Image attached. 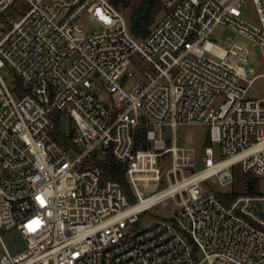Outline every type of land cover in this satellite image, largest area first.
<instances>
[{"label":"built area","instance_id":"2783aa9c","mask_svg":"<svg viewBox=\"0 0 264 264\" xmlns=\"http://www.w3.org/2000/svg\"><path fill=\"white\" fill-rule=\"evenodd\" d=\"M158 1L138 38L111 0H0V264H264V98L248 96L250 50L212 39L227 25L263 60L264 0L255 20L247 0ZM198 123L195 168L178 130ZM108 155L133 201L104 175ZM166 199L172 215L140 225ZM10 229L24 251L6 246Z\"/></svg>","mask_w":264,"mask_h":264},{"label":"rangeland","instance_id":"374dc122","mask_svg":"<svg viewBox=\"0 0 264 264\" xmlns=\"http://www.w3.org/2000/svg\"><path fill=\"white\" fill-rule=\"evenodd\" d=\"M136 0H131L127 6L123 4L120 5V9L124 12V14L129 18L131 11H132V4ZM244 15L247 19L255 20L256 15V8L252 0H247V5L243 8ZM163 16V12H161L157 20H160ZM81 25L86 32H90L98 28V23L93 18H85L81 22ZM212 39L217 42L221 46H225L226 40H233L234 42L241 44L247 47L250 50L249 53V64L250 67L254 70V75H258L255 79L253 85L250 87L248 96L254 98H264V58L263 60H259L257 55V49L254 47V42L247 38L246 36L240 34L237 30L227 26V25H219L213 32ZM4 76L6 77L7 81L10 83L11 80V73L3 71ZM74 126V122L71 117L65 115L61 120V128L62 129H69ZM209 127L206 124H189L181 126L178 130V142L182 145L187 147L186 153H188V148H193L191 152V161L195 162L194 167L200 168L202 166V157H203V146L206 144L207 141H204L208 137ZM167 137L172 136L171 131L167 130ZM253 178L255 175H252ZM261 180L263 178H260ZM165 185H161L160 188H163ZM242 187L241 179L238 180L235 188L239 189ZM130 188V185H129ZM128 192V196H131V201L135 199L132 189L130 188ZM175 207L173 206L172 199H166L161 203L151 207L145 213L141 215V221L139 222L140 225H143L149 219H153L156 217H165L169 218L172 213L174 212ZM3 240L8 247V249L13 253H19L26 249L27 241L24 235L17 229H10L4 230L2 232ZM0 250L2 251L3 248L0 244ZM201 255V254H200Z\"/></svg>","mask_w":264,"mask_h":264},{"label":"trees","instance_id":"16d2710c","mask_svg":"<svg viewBox=\"0 0 264 264\" xmlns=\"http://www.w3.org/2000/svg\"><path fill=\"white\" fill-rule=\"evenodd\" d=\"M111 2L119 9L122 4L127 6L132 3L131 0H111ZM162 11L163 6L158 0H136L132 4V11L129 16L133 34L138 38L146 36L151 27L156 23L157 17ZM18 86H22V81L20 79H18ZM21 93H23V91ZM57 131H61L59 121L57 122ZM60 137L63 143H68L69 140L65 135L60 134ZM141 137H144L143 133ZM100 166L106 177L118 180L122 183L127 192H130L125 172L126 164L119 162L112 155H108L106 159L100 163ZM219 196L223 198L224 202H228V194H219Z\"/></svg>","mask_w":264,"mask_h":264},{"label":"water","instance_id":"95a60500","mask_svg":"<svg viewBox=\"0 0 264 264\" xmlns=\"http://www.w3.org/2000/svg\"><path fill=\"white\" fill-rule=\"evenodd\" d=\"M70 135H72V131L70 132ZM250 188H252V184H250Z\"/></svg>","mask_w":264,"mask_h":264}]
</instances>
